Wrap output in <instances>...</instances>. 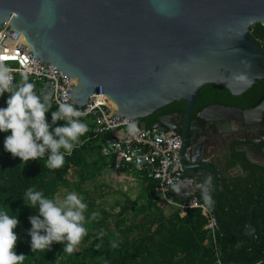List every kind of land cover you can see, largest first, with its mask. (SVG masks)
I'll use <instances>...</instances> for the list:
<instances>
[{
	"label": "water",
	"instance_id": "1",
	"mask_svg": "<svg viewBox=\"0 0 264 264\" xmlns=\"http://www.w3.org/2000/svg\"><path fill=\"white\" fill-rule=\"evenodd\" d=\"M6 21L20 33V44L69 79L67 98L77 106L105 97L109 114L137 120L180 101L185 107L159 116L154 127L179 132L180 121L184 135L201 128L192 127L194 117L253 127L263 121L264 99L247 108L213 104L196 109L208 83L241 95L264 79V47L253 33L256 24L264 25V0H0V28ZM250 140L247 159L257 163L255 153L264 152ZM191 151L184 140L180 160L186 175L172 195H210L218 229L248 233L254 211L263 207L252 206L248 230L226 231L216 211L220 163L196 160ZM179 190L189 194L181 197ZM263 261L264 256L223 264Z\"/></svg>",
	"mask_w": 264,
	"mask_h": 264
},
{
	"label": "trees",
	"instance_id": "2",
	"mask_svg": "<svg viewBox=\"0 0 264 264\" xmlns=\"http://www.w3.org/2000/svg\"><path fill=\"white\" fill-rule=\"evenodd\" d=\"M253 33L264 47V25L256 24ZM21 80L22 76L18 74L15 85ZM29 82L33 83L31 77ZM34 85L37 94L50 92L46 85ZM254 87L260 94L259 100H262L264 79ZM214 90L231 95L227 88L208 83L202 90L197 110L210 103L223 102L210 97L202 101L203 95ZM9 96L10 93L5 92L0 97V107H7ZM184 107L182 102L176 101L137 121L140 126L145 123L146 127L152 128L159 116ZM57 109L52 100L51 109L46 113L49 124L52 123V111ZM80 120L87 125L88 131L80 137L81 143L70 155L65 153V163L58 169L45 167L47 153L41 160L22 164L19 157L13 158L4 148L5 137L11 132H0V210H6L20 220L15 229L19 236L15 250L18 255L23 253L26 256L24 264H217L218 261L254 262L264 256V233L260 231L264 215L258 210L254 211V223L248 234H224L216 229L214 240L211 230L205 227L208 218L201 208H190L183 214L174 207L175 210L165 213V204L156 192L158 183L148 177L146 188L136 198L125 194L124 200L121 197L110 208L103 201L96 203L97 198L91 197L89 192L92 188L85 184L93 183L94 190L99 191L102 198L108 190L98 181L112 159L102 154L104 135L93 134L92 118L81 116ZM64 123L57 121V125ZM237 163H241L247 172L246 180L241 175L228 176L215 191L217 215L226 231L247 230L251 224L252 206L258 204L264 209V196H261L264 188L258 182V173L263 168L247 158L231 161L230 167ZM29 188L41 191L45 198L53 200H57L64 188L76 189L85 195L82 202L87 205L84 212L87 235L72 254L64 252V245L56 242L51 250L32 251L28 235L32 227L29 217L38 215V210L24 203V194ZM198 196L205 198L201 194Z\"/></svg>",
	"mask_w": 264,
	"mask_h": 264
},
{
	"label": "clouds",
	"instance_id": "3",
	"mask_svg": "<svg viewBox=\"0 0 264 264\" xmlns=\"http://www.w3.org/2000/svg\"><path fill=\"white\" fill-rule=\"evenodd\" d=\"M6 59L8 57L0 56V97L5 92L10 93L7 107H0V132H11L5 137V150L13 158L19 157L24 165L41 160L47 153L45 167L61 168L65 153L70 155L81 143L80 137L88 131L87 125L80 120L85 113L71 103L60 102L58 109L52 111L49 124L46 113L52 106V94H37L27 71L21 73V82L14 85L13 69L4 62ZM60 120L65 123L57 125ZM53 125L57 126L53 128ZM24 203L38 210V215L29 217L32 227L28 235L33 252L51 250L56 242L64 245V252L72 254L87 235L84 227L87 205L75 193L68 194L61 202L45 198L41 191L29 188L24 194ZM19 224L18 216L0 210V264H24L26 256L18 255L15 250L19 240L15 229Z\"/></svg>",
	"mask_w": 264,
	"mask_h": 264
},
{
	"label": "built area",
	"instance_id": "4",
	"mask_svg": "<svg viewBox=\"0 0 264 264\" xmlns=\"http://www.w3.org/2000/svg\"><path fill=\"white\" fill-rule=\"evenodd\" d=\"M9 24L6 21L0 28V56L8 57L4 62L13 69V84L18 74L27 71L34 84L47 86L55 105L58 106L60 102L73 104V98H67L72 85L69 79L59 69L42 62L20 44V33L8 27ZM73 105L85 113L83 116L92 118L95 136L104 135L102 154L112 159L107 168L137 171L157 181L156 192L165 205H173L182 212L201 208L208 218L205 227L211 230L215 240L218 227L211 196L201 199L198 194H193L178 200L171 193L184 175L180 160V134L173 130L142 127L135 119L117 118L109 114L105 97H94L85 107ZM217 264L223 262L218 261Z\"/></svg>",
	"mask_w": 264,
	"mask_h": 264
},
{
	"label": "flooded vegetation",
	"instance_id": "5",
	"mask_svg": "<svg viewBox=\"0 0 264 264\" xmlns=\"http://www.w3.org/2000/svg\"><path fill=\"white\" fill-rule=\"evenodd\" d=\"M219 92L220 91L217 90L209 91L207 94L202 96V101H205V98L210 97L212 99H220L223 102L207 104L200 110L196 109V113L213 104H222L243 108L253 107L261 103L264 99L263 98L262 100H259L260 94L255 87L247 90L241 95H233L231 92V95H227L226 93L223 94L222 92ZM252 102L256 104H250ZM177 120H179V118H177ZM262 120L263 121L260 120V122H258L255 127H253L246 122H237L235 120L207 121V123H205L203 120H197L196 117H194L192 120V127L200 126L201 128H192L191 130H189L188 134L184 135L182 125L180 121H177L176 129L179 130V132L177 133L181 136V147L184 140H189L192 149L191 154L194 159L201 160L203 158H207L220 163V168L222 170L220 176L221 182L228 176L235 177L238 175H241V177H243V180H246L248 174L246 171L244 173L241 172L240 166L242 164L237 163L233 167H230V162L233 160L242 161L243 158H247V148H249V144L251 143L250 139L256 141L257 149L264 152V116H262ZM258 152H256L254 155L255 161H257V163L254 164L263 168L258 173V182H261V188H264V155L261 152ZM185 175L186 168L184 167L183 178L185 177ZM219 186L220 184L217 187ZM261 196H264V193H261ZM260 213L263 216L264 209L263 211H260ZM262 221L264 223L263 219H261V222ZM260 231L264 233V227L263 229H261V224Z\"/></svg>",
	"mask_w": 264,
	"mask_h": 264
},
{
	"label": "rangeland",
	"instance_id": "6",
	"mask_svg": "<svg viewBox=\"0 0 264 264\" xmlns=\"http://www.w3.org/2000/svg\"><path fill=\"white\" fill-rule=\"evenodd\" d=\"M104 176H105V178H104ZM98 182L99 183L101 182L102 184H104L103 188L106 189V191L108 190V192L104 193L105 195L102 198L100 197L101 193L99 191L96 192V190H94V188H93L94 184L93 183H87L85 185H88L89 188H92L89 192H90V194H92L91 197L94 196L95 198H97L95 200L96 203H100L101 201H103L107 208H110L111 205H113L117 201L121 200V197H122V200H124L123 195L132 194L131 190L126 191V186L128 183L126 184L123 182V183L117 184L114 180H112L111 171L104 172L103 177L99 178ZM71 187H73V185H71ZM70 193H75L81 200L85 199L84 194H82L81 192H79L76 189H69V188H64L63 192L59 194L57 199L62 202L65 200L67 195ZM133 195H134V193H133ZM120 202L122 203V201H120Z\"/></svg>",
	"mask_w": 264,
	"mask_h": 264
},
{
	"label": "crops",
	"instance_id": "7",
	"mask_svg": "<svg viewBox=\"0 0 264 264\" xmlns=\"http://www.w3.org/2000/svg\"><path fill=\"white\" fill-rule=\"evenodd\" d=\"M106 171H111V174H112V180H114L117 184H120V183H128L127 186H126V191L127 190H131L132 191V194H129L132 198H136L140 192H143V190L146 188V185H147V181L148 179L141 175L140 173L136 172V171H121V170H115V169H112V168H107L105 170ZM105 178V176H104ZM179 184V183H178ZM134 193V195H133ZM187 194L189 193H185L184 191L182 190H179V193L178 195L179 196H187ZM173 197L175 199H178V200H181L182 198H178L177 195H173ZM184 199V198H183ZM175 206H172V205H164L163 208H164V211L165 213H168L170 212L172 209L175 210L174 208ZM185 212H183L184 214Z\"/></svg>",
	"mask_w": 264,
	"mask_h": 264
}]
</instances>
